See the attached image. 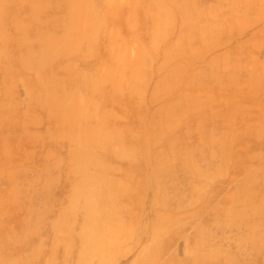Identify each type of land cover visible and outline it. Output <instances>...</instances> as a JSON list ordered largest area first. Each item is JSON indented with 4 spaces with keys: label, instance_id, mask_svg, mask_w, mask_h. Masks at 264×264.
Wrapping results in <instances>:
<instances>
[{
    "label": "crops",
    "instance_id": "0c3cea01",
    "mask_svg": "<svg viewBox=\"0 0 264 264\" xmlns=\"http://www.w3.org/2000/svg\"><path fill=\"white\" fill-rule=\"evenodd\" d=\"M170 6L0 0V264H201L226 233L198 223L264 145V21Z\"/></svg>",
    "mask_w": 264,
    "mask_h": 264
},
{
    "label": "rangeland",
    "instance_id": "374dc122",
    "mask_svg": "<svg viewBox=\"0 0 264 264\" xmlns=\"http://www.w3.org/2000/svg\"><path fill=\"white\" fill-rule=\"evenodd\" d=\"M153 1L155 0H149L150 6H152ZM172 3L173 0H165L166 8L171 7ZM239 3L253 9L254 17L264 21V0H230V5ZM262 104V109H264V101ZM262 117H264V113ZM261 124L260 137L261 140H264V123ZM258 152L259 154L255 158L254 170L246 169L245 173L240 175L243 189L241 188L238 193L234 192L232 194L229 191L228 196L225 197L226 200L232 202L238 200L241 203L239 210L236 209L235 205L228 204L217 208L218 205L214 204V207H212L214 211L223 210L225 219L215 218L212 221L198 223L201 228L209 225V228H212L214 232H226L224 233L225 236H223L224 234H221V236L214 234L212 238L200 237L196 239L198 250L196 261L198 263H220L223 256L218 251L219 246H229L237 250V256H226L229 263L264 264V145H261ZM206 208L209 207H201L202 213L206 212H203ZM236 233H239L238 237H236ZM132 254L127 255L128 260H130L129 256H132L131 260L135 261L134 252ZM168 260L172 261L173 259L171 256L165 255V261Z\"/></svg>",
    "mask_w": 264,
    "mask_h": 264
}]
</instances>
